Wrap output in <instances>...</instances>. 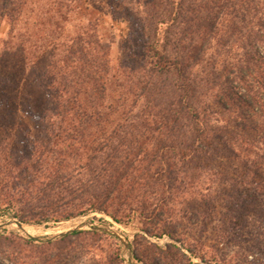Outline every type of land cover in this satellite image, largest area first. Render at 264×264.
<instances>
[{"label":"trees","instance_id":"1","mask_svg":"<svg viewBox=\"0 0 264 264\" xmlns=\"http://www.w3.org/2000/svg\"><path fill=\"white\" fill-rule=\"evenodd\" d=\"M8 1H2L1 14ZM116 1L132 14L143 61L129 66L124 92L113 101H106V44L95 30L72 37L61 58L45 60L42 68L29 65L40 93L25 102L34 133L2 95L7 81L0 77V130L7 137L0 138V197L16 205L8 210L27 225L92 212L126 225L133 213L148 221L149 228H142L146 241L165 233L174 239L175 195L192 198L202 191L196 166H186L204 159L201 168L211 174L207 163L220 143L237 178L217 172L218 181L240 186L224 197L230 221L239 224L243 212L259 210L264 196V132L240 137L212 105L227 110L229 102L237 117L264 131V0ZM140 98L143 105L132 113ZM186 213L192 218L200 210L189 205ZM130 245L133 260L142 264H190L173 243L164 251L155 245L154 259ZM186 250L203 260L192 247ZM179 255L182 263L175 262Z\"/></svg>","mask_w":264,"mask_h":264},{"label":"rangeland","instance_id":"2","mask_svg":"<svg viewBox=\"0 0 264 264\" xmlns=\"http://www.w3.org/2000/svg\"><path fill=\"white\" fill-rule=\"evenodd\" d=\"M2 1L0 77L7 81V86L4 91L0 88V91L5 99H9L13 113L33 133L36 131V122L27 115L25 102L29 97H40V93L29 65L34 63L36 67L42 68L46 64L45 60L61 58L63 51L70 46L72 37L84 34L85 30L89 33L95 30L96 38L106 44L105 54L109 65L106 101L111 102L123 94L122 86L128 80L125 74L129 66L136 67L143 61L141 38L131 22L132 14L116 0H72L69 3L66 0L64 3H59V0H9L6 14H1ZM66 5L73 9H67ZM88 23L95 25V28H87ZM233 86H239L236 78ZM239 92L242 89L239 88ZM142 105L143 99L140 98L131 112H138ZM212 107L227 121L229 130L240 137L252 139L263 135V129L254 127L256 123L237 117L238 109H233L229 102L227 110L219 106ZM118 117L116 112L114 122ZM253 119L257 121L255 116ZM243 124L244 129L241 126ZM0 138H7L2 130ZM216 145L219 151L213 156L214 161L209 165L207 163L211 174L201 168L206 164L204 159L195 160L186 166H196L197 190H202V196L198 194L190 198L189 193L185 192L175 195L171 203L175 223L170 227L172 231L176 230L174 239L165 233L163 235L168 241L163 244L153 241L152 238L156 237L146 236L150 243L146 241L142 236H145L142 228H149L148 221L138 214L131 213L126 225L111 228L105 223L107 215L92 212L67 221L34 225L33 232L29 233L34 241H27L25 235L28 234L22 230L10 226L0 228V264H142L133 260L130 243L138 251L149 252L147 256L153 259L157 258L156 247L164 251L166 245L173 243L190 258V264H264V196L259 198V210L243 212L237 225L230 221L224 197L226 194L234 196L235 188L240 189V186L231 188L219 184L220 175L217 172H226L230 178L237 177L231 171L233 162L226 157L224 148L220 143ZM202 197H206V204L200 202ZM189 205L200 210V213L188 218L186 212ZM8 208L16 209V205L13 202L8 205L0 197V224L10 218ZM184 213L187 216L183 217ZM76 225L80 227L72 229ZM12 230L17 233L10 232ZM109 230L119 232L128 243L129 250ZM72 231L81 232L70 234ZM187 247H192L196 254L203 256V260L190 255ZM184 259L179 255L175 262L182 263Z\"/></svg>","mask_w":264,"mask_h":264},{"label":"built area","instance_id":"3","mask_svg":"<svg viewBox=\"0 0 264 264\" xmlns=\"http://www.w3.org/2000/svg\"><path fill=\"white\" fill-rule=\"evenodd\" d=\"M108 218V222H109V224H107L108 225V227H121V225L120 224H118V223H116V222H114L113 220H111L109 217H107ZM16 221H19L18 219H16L15 217H13L12 215H10V218L7 220V222L6 223H4V224H2V227L3 228H5V227H12L13 229H18V230H20L19 228H18V226H17V224H16ZM20 222V221H19ZM8 223H11L10 225H7ZM22 223V222H21ZM1 225V224H0ZM28 227H32V228H34L33 226L34 225H27ZM1 227V228H2ZM23 231V230H22ZM25 232V231H24ZM28 235H29V233L28 232H26ZM153 239V241H155V242H158L159 244H163L164 242H167L168 241V239L166 238V236H162V237H156V238H152Z\"/></svg>","mask_w":264,"mask_h":264},{"label":"water","instance_id":"4","mask_svg":"<svg viewBox=\"0 0 264 264\" xmlns=\"http://www.w3.org/2000/svg\"><path fill=\"white\" fill-rule=\"evenodd\" d=\"M16 224H17V226H18V228H19L20 230H23V229H22V226H23V225H24V226H27V224H23V223H21V222H19V221H16ZM1 227H2V224L0 225V228H1ZM79 227H80V225H76V226H74L72 229L79 228ZM109 231H110L112 234H114L117 238L120 239V241L123 243L125 249L129 250V249H128V243L126 242L125 238H124L119 232H117V231H111V230H109Z\"/></svg>","mask_w":264,"mask_h":264},{"label":"bare ground","instance_id":"5","mask_svg":"<svg viewBox=\"0 0 264 264\" xmlns=\"http://www.w3.org/2000/svg\"><path fill=\"white\" fill-rule=\"evenodd\" d=\"M11 223H8L7 225H10ZM22 229H23V231H25V232H28V233H32L33 232V229L34 228H32V227H28V226H22ZM197 264H200V263H197Z\"/></svg>","mask_w":264,"mask_h":264}]
</instances>
